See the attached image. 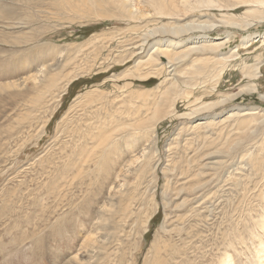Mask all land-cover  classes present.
Returning a JSON list of instances; mask_svg holds the SVG:
<instances>
[{"label": "rangeland", "instance_id": "374dc122", "mask_svg": "<svg viewBox=\"0 0 264 264\" xmlns=\"http://www.w3.org/2000/svg\"><path fill=\"white\" fill-rule=\"evenodd\" d=\"M189 1L0 0V264H264V16Z\"/></svg>", "mask_w": 264, "mask_h": 264}, {"label": "bare ground", "instance_id": "6f19581e", "mask_svg": "<svg viewBox=\"0 0 264 264\" xmlns=\"http://www.w3.org/2000/svg\"><path fill=\"white\" fill-rule=\"evenodd\" d=\"M86 1H89V0H66L67 5L72 6L74 8H78V6L76 5L77 4L76 2H86ZM115 1L117 3V6H119L120 8H123L125 11L128 12V15H129L130 18L132 17V18L142 19L144 17L143 11L139 10L134 5L135 4L134 3L135 0H115ZM232 1H233V4H246V5H249L250 4V8L247 9V11H246L247 14H250V13H252L253 15L257 14V15H259V18L260 19L264 16V15H262V12L264 14V0H195V3L198 6L200 5V6H207L208 7V6L221 5L222 2H223L225 4V6H230ZM182 3H183V6L184 7H186V8H192L191 7V3H190L189 0H181V4ZM85 4L82 3L80 6L81 7H84ZM144 4L150 5L151 7H153V11L157 15H163V16L167 15V17L168 16H171L173 14V12L176 10L175 0H145ZM228 19H231V18L228 17ZM231 21H232V19H231ZM215 24L216 23L211 22L210 26L213 27ZM166 26H169V25H165L161 29H163V30L166 29V31H172V32H177L176 29H178L181 33H182V31H184V32L189 31V29H192V28H194V29L200 28V25L199 26H193V25L191 26V25H187V24L185 25V27L182 26V28H179V27H175L174 28V27H172L174 29H172L171 27H166ZM204 35L199 36L198 38H194L193 39V40H196V41H191V42L189 41V42H187V40H186L187 43H191L192 45L193 44L194 45L195 44H197V45L200 44V45L199 46H193L192 47V46H189L187 43H185L187 46L185 47L184 51L189 52V51H192V50H200V49L207 50V51L209 49H210V51L211 50L217 51L218 48L223 44V42H220V41H216V42L215 41H209L207 43V41L204 38L205 37ZM154 48H156V46ZM158 50L159 49H157V51ZM159 52L161 53V55L167 56V58H168L169 61L171 60L170 57L173 56L171 53H169V50L167 49V47L165 49H163V50H159ZM138 64H139V62H138ZM253 77H256V74H254ZM67 85H68V83L65 86H67ZM252 111H254V110L253 109L252 110L251 109L250 110H246L245 112H240V115H251ZM252 120L255 121V118H253ZM225 258H224V260H225ZM224 264H227V263H224Z\"/></svg>", "mask_w": 264, "mask_h": 264}]
</instances>
